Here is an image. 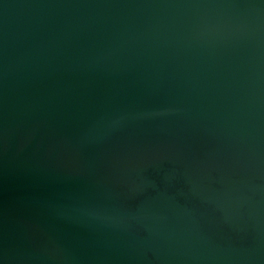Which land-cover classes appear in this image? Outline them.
I'll use <instances>...</instances> for the list:
<instances>
[{"label":"water","instance_id":"obj_1","mask_svg":"<svg viewBox=\"0 0 264 264\" xmlns=\"http://www.w3.org/2000/svg\"><path fill=\"white\" fill-rule=\"evenodd\" d=\"M0 264H264V0H0Z\"/></svg>","mask_w":264,"mask_h":264}]
</instances>
